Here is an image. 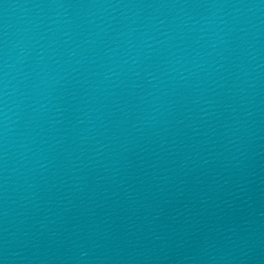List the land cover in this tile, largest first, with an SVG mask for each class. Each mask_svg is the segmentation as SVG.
Returning a JSON list of instances; mask_svg holds the SVG:
<instances>
[{
    "label": "water",
    "instance_id": "95a60500",
    "mask_svg": "<svg viewBox=\"0 0 264 264\" xmlns=\"http://www.w3.org/2000/svg\"><path fill=\"white\" fill-rule=\"evenodd\" d=\"M0 264H264V0H0Z\"/></svg>",
    "mask_w": 264,
    "mask_h": 264
}]
</instances>
